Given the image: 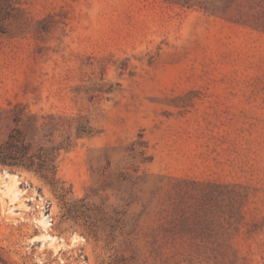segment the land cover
Returning <instances> with one entry per match:
<instances>
[{
	"label": "rangeland",
	"instance_id": "obj_1",
	"mask_svg": "<svg viewBox=\"0 0 264 264\" xmlns=\"http://www.w3.org/2000/svg\"><path fill=\"white\" fill-rule=\"evenodd\" d=\"M18 111L67 147L0 165V264H264V0H0Z\"/></svg>",
	"mask_w": 264,
	"mask_h": 264
},
{
	"label": "trees",
	"instance_id": "obj_2",
	"mask_svg": "<svg viewBox=\"0 0 264 264\" xmlns=\"http://www.w3.org/2000/svg\"><path fill=\"white\" fill-rule=\"evenodd\" d=\"M24 118L23 112L20 111L13 116L14 127L0 145V165L11 170L33 171L54 185L57 177L56 161L59 151L67 146L60 143L48 147L40 145L34 148L33 143L25 134L28 124ZM76 133L77 136L90 135L91 128L88 123H80L76 127ZM0 261L3 262L1 258Z\"/></svg>",
	"mask_w": 264,
	"mask_h": 264
},
{
	"label": "water",
	"instance_id": "obj_3",
	"mask_svg": "<svg viewBox=\"0 0 264 264\" xmlns=\"http://www.w3.org/2000/svg\"><path fill=\"white\" fill-rule=\"evenodd\" d=\"M2 173H6L4 170H2Z\"/></svg>",
	"mask_w": 264,
	"mask_h": 264
}]
</instances>
